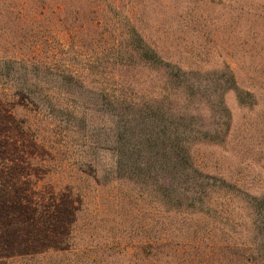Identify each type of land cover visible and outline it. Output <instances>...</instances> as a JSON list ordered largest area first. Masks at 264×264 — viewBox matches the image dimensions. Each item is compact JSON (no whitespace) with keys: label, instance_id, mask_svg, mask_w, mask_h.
Returning a JSON list of instances; mask_svg holds the SVG:
<instances>
[{"label":"rangeland","instance_id":"374dc122","mask_svg":"<svg viewBox=\"0 0 264 264\" xmlns=\"http://www.w3.org/2000/svg\"><path fill=\"white\" fill-rule=\"evenodd\" d=\"M132 31L140 39L135 36L133 41ZM143 46L163 63L181 70L168 91H162L164 79L150 64L144 65L141 57L133 54L129 61L130 51ZM68 72L85 84L105 85L109 90L127 86L136 96L124 92L129 98L136 97L133 99H173L178 108L188 101L189 109L201 115L202 132L190 150L203 175L225 181L248 196L264 194V0H0V93L7 83H23L27 78L35 86L30 90L34 98L76 101L57 120L41 117L42 122L37 123L32 116L24 117L40 128L39 137L51 141L54 130L62 133L58 140L64 139L65 149L76 156L40 140L33 142L35 147L25 143L17 160L18 171L22 184L31 177V187L21 190L28 194L32 190L34 199L41 197L43 203L64 202L65 196L80 194L85 201L82 209L99 210L101 217L106 213L112 220L121 216L119 207L115 210L116 194L92 180V167L97 165L93 163H99L101 157L111 161L107 151L111 144L90 140L93 119L90 116V122L82 123L78 117L86 110L75 94L73 98L65 92V84L77 81L69 80ZM185 79L198 81L201 87H216L223 106L219 96L199 97L195 90L182 94ZM232 88L242 92V104ZM85 150L89 151L86 159ZM112 179L110 175L103 183ZM119 193H126L124 187ZM172 204L167 203L166 209ZM241 208L235 199L215 198L208 217L189 220L190 236L177 239V264H224L217 249L227 243L226 229L241 230ZM173 224L179 223L169 226ZM71 236L62 244L64 260L60 264L85 257L79 232L74 230V238Z\"/></svg>","mask_w":264,"mask_h":264},{"label":"trees","instance_id":"16d2710c","mask_svg":"<svg viewBox=\"0 0 264 264\" xmlns=\"http://www.w3.org/2000/svg\"><path fill=\"white\" fill-rule=\"evenodd\" d=\"M131 34L134 41L138 36L134 31ZM130 52L129 61L134 55L141 57L144 65L150 64L151 70L160 74L165 81L163 92L181 74L180 69L163 63L147 46ZM67 76L77 81L64 85L66 94L71 97L75 94L86 110L76 115L82 118V123L90 116L97 120L90 124L93 128L90 140L98 145L111 144L107 150L111 161L94 154L102 160L93 163L97 165L90 169L96 186L111 187V193L115 192V210L119 207L121 216L115 215L112 220L117 222L113 224L106 213L101 217L99 210L82 209L85 201L80 194L65 196L64 202L43 203L41 197L34 199L32 190L29 194L21 190L31 187V177L22 184L18 171L17 160L25 143L32 146L40 140L54 150L64 148V154L76 156L65 149L68 144L64 139L58 140L62 133L54 130L51 141L39 137L40 128L28 124L24 117L32 116L37 123L42 122L41 117L57 120L76 101L34 98L30 90L35 86L27 78L22 79L23 83L10 86L7 83L0 93V264H60L64 260L62 244L68 235L74 238V230L85 242L82 254L87 259L83 257L70 264H177L180 253L177 239L190 236L189 220L210 215L215 198L229 202L235 199L244 212V226L240 231L233 226L226 229L227 243L217 249L224 264H264V194L248 196L225 181L216 182L215 177L203 175L190 150L202 132L201 115L189 109L188 101L178 108L173 106V99L167 102L133 99L136 97L129 98L124 92L129 90L136 96L127 86L121 85L120 91H115L105 85L85 84L74 72H68ZM77 82L80 84L74 85ZM183 83L181 92L185 96L189 90H195L199 97L219 96L216 87H201L200 82L188 79ZM230 90L242 104V92ZM219 102L223 106L221 95ZM85 154L84 159L89 158V151L85 150ZM110 175L112 181L104 184ZM122 187L126 192L123 195L119 193ZM169 202L173 204L166 209ZM172 219L171 223L179 224L169 226ZM164 220L169 224L163 223ZM181 226L187 227L186 230H180ZM50 248H54L51 255ZM98 252L97 258L88 259ZM30 259L37 262H29Z\"/></svg>","mask_w":264,"mask_h":264}]
</instances>
